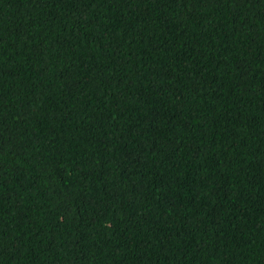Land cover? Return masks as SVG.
<instances>
[{"label": "trees", "instance_id": "obj_1", "mask_svg": "<svg viewBox=\"0 0 264 264\" xmlns=\"http://www.w3.org/2000/svg\"><path fill=\"white\" fill-rule=\"evenodd\" d=\"M0 264H264V0H0Z\"/></svg>", "mask_w": 264, "mask_h": 264}]
</instances>
